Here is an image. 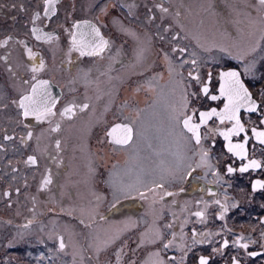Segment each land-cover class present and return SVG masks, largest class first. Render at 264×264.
Instances as JSON below:
<instances>
[{
    "label": "flooded vegetation",
    "instance_id": "obj_1",
    "mask_svg": "<svg viewBox=\"0 0 264 264\" xmlns=\"http://www.w3.org/2000/svg\"><path fill=\"white\" fill-rule=\"evenodd\" d=\"M206 1L203 11L199 6L202 0H54L47 13L46 0L0 1V117L22 116L25 120L22 134L0 133V150L11 146L14 153L8 155L16 161L15 170L18 165L24 168L19 172H24V187L10 188L0 195L12 210L24 196L29 212L43 218L36 221L44 242L40 244L43 251L38 249L40 264H55V259H60L58 264H80L78 257L96 264L102 250H111L113 234L121 229L140 232L129 244L130 252L123 254L124 249L115 247L121 252L120 264L133 261L129 256L135 252L136 264H198L202 255L209 257V264L212 260L232 264V257L241 264H264V189L252 188L256 180L264 181V168L241 173L239 168L248 161L227 153V142L211 133L203 141L211 167L197 168L199 156L194 152L200 149L189 142L190 134L182 132L173 118L180 103L181 81L192 71L190 64L181 67L180 53H174V47L187 49L185 60L195 58L193 54L200 56L195 59L201 77L212 71L213 89L218 88L215 76L221 68L239 67L242 71L247 64L252 73L242 76L245 86L258 103L264 98V75L259 73L264 71V46L251 52L264 34V6L258 0ZM164 8L168 11H162ZM234 10L238 11L236 25L227 22ZM197 13L203 16V28H193ZM250 21L254 27H249ZM76 23L80 29L73 27ZM89 24L99 29L96 43L102 37L108 44L100 55L81 56L72 46V33L78 42L90 45L94 34ZM34 27L38 29L35 34ZM162 53L167 54L168 63L161 65ZM241 53L248 54L243 63L232 59ZM41 60L44 68L33 73L31 68ZM144 65L153 66L158 74L153 90L147 92L149 95L143 90L133 94L134 81L127 83L128 76ZM161 67L169 73L164 85L159 79ZM33 75L37 81L49 82L56 99L54 115L45 120L23 116L18 106L21 96L29 94L36 83ZM219 103L202 100L192 107L207 110ZM85 104L88 107L82 109ZM68 105L75 106V114L62 117L60 113ZM260 119L259 112L241 111L249 137L252 127L259 128ZM9 123L12 126L13 122ZM115 124L132 127L130 144L110 142L107 132ZM57 125L59 130L52 131ZM214 126L210 121L208 127ZM204 131L202 127V134ZM242 140L243 134L233 137L234 143ZM16 146L26 150L25 158L17 155ZM246 147L249 160L264 164V145L251 138ZM30 156L35 157V164L28 162ZM228 165L237 170L228 173ZM45 178L51 181L47 185ZM130 185L135 190L129 191ZM157 185H163V193H174L170 196L172 206L159 209L154 199L150 200L158 197L156 192L161 189ZM217 200L221 203L216 204ZM182 201L188 205L182 207ZM221 205L227 206L223 219ZM196 212H203V217H197ZM147 220L153 228L160 224V230L158 227L147 236ZM219 229L225 232L221 237H217ZM50 233L56 235L55 244L48 242ZM239 237L248 243L247 250L233 245ZM182 239L192 242V246L187 243L185 262L176 249L169 251L168 247V253L162 252L166 240L175 245ZM225 239L229 245L223 248ZM214 240L220 251L213 255L209 252ZM196 244L206 246V252L194 256ZM45 250L52 255L49 260L42 257ZM248 252L261 255L249 257Z\"/></svg>",
    "mask_w": 264,
    "mask_h": 264
},
{
    "label": "snow or ice",
    "instance_id": "obj_2",
    "mask_svg": "<svg viewBox=\"0 0 264 264\" xmlns=\"http://www.w3.org/2000/svg\"><path fill=\"white\" fill-rule=\"evenodd\" d=\"M49 7H46L45 12L47 13L51 6L54 4V0H46ZM261 6H264V0H258ZM54 10V9H52ZM162 11L167 12L168 9L164 8ZM87 24V22H85ZM74 28L80 29L81 25L76 23L73 25ZM91 28L92 34H94L93 40L90 45L83 42H78L76 38V33H72V46L75 50L80 52V55H100V53L107 46L108 42L100 38V43H96L95 37H99V29L95 28L93 25H88ZM249 27H254L253 22H249ZM33 33H37L38 29L33 28ZM47 39H51V36L44 34ZM37 39H41L38 35ZM264 46V34L260 36V39L255 42V45L251 48V52H255ZM86 47H91L90 51H85ZM31 56V49L28 50ZM172 51L180 53V65L184 67L189 65L192 71L188 72L186 80H182L183 88L181 90L180 103L177 109H175L174 120L178 127L181 128L182 132L190 134L188 136L189 142H194L200 150L194 152V155L199 156V161L196 164L197 168L207 166L211 167L208 163L210 160L209 152L205 151L203 148V141L209 138V133L223 137L226 141L227 153L232 154V156L238 157L240 160H247L248 162L242 164L239 168L241 173L247 172L249 169H260L264 168V164L256 159H248L247 145L251 138H254L260 145H264V98L258 103L256 99L253 98L252 93L245 86V82L242 76H249L252 73V67L245 64L243 70L241 71L239 67L237 68H221L215 76L218 88L213 89V73L208 71L206 75L202 78L197 59L193 58L190 61L183 59L184 55L187 53V49L183 47H174ZM227 52V50H225ZM231 56V53H227ZM167 56V54H165ZM195 56V54H193ZM232 59L244 62V55L232 56ZM44 68V63L41 62L38 65H34L31 68L33 73H38ZM171 71V69H170ZM32 79L36 81L31 87V92L29 94L21 96L18 106L23 110V116H34L37 120H45L49 116L54 115L52 109L55 107L56 99L52 96L49 82L46 80L37 81L35 75ZM27 83V81H25ZM264 95V94H262ZM208 100V101H219L220 103L214 107H210L207 110H200L197 107H192L196 102ZM222 105V106H221ZM74 105H68L61 111V116H68L69 118L75 114ZM88 105L85 104L83 108H87ZM248 114L260 113L261 119L259 120V128L252 127L251 137L248 135V130L245 127V123L241 120V111ZM215 124L214 127H208L209 122ZM202 127L205 129L202 134ZM59 125L52 131H58ZM243 134L242 142H233V137H240ZM107 136L111 138L110 142L115 145L126 146L130 144L133 140V129L131 126L126 124H115L108 132ZM29 137H31V132H29ZM215 141H213V144ZM60 142L56 141V147L59 148ZM28 162L35 164V157H28ZM235 169L232 165H228L227 172L233 173ZM191 175V172L188 173ZM218 175V173H213ZM50 178H45L44 184L50 183ZM157 188L162 189L163 185H157ZM253 191L257 188L264 189V181L256 180L252 184ZM128 190H135L134 185H130ZM183 191V189H181ZM166 196H172L174 193L164 192ZM141 198H143V193H140ZM163 199V197H161ZM216 204H220L219 200L215 201ZM222 212L220 218L223 219V213L227 211L226 205H221ZM197 217H203V212H196ZM172 227V225H168ZM183 227V226H181ZM195 235V232L193 233ZM264 235V234H262ZM173 238H175V233H173ZM243 237L237 238L233 241V245L247 250L248 243H242ZM197 241H194V243ZM203 243L204 241H198ZM229 245L228 240H224L222 247L226 248ZM172 246V241L164 244V248ZM60 248H64V244L61 241ZM214 252L219 251L218 249H213ZM249 257H258L261 255L259 252H248ZM163 264V262H161ZM198 264H209V257L199 256ZM232 264H241L237 257H232Z\"/></svg>",
    "mask_w": 264,
    "mask_h": 264
},
{
    "label": "rangeland",
    "instance_id": "obj_3",
    "mask_svg": "<svg viewBox=\"0 0 264 264\" xmlns=\"http://www.w3.org/2000/svg\"><path fill=\"white\" fill-rule=\"evenodd\" d=\"M206 3H207L206 0H202L201 4L199 5V6H203V9H204L203 11H205ZM206 12L209 13L210 10L206 8ZM206 12L204 13V15H206ZM237 13L238 11L234 10L233 13H231L232 16L230 15L229 20H227V22H231L236 25L237 19L234 18V16H236ZM198 14L199 13H197V15L195 16L197 17V20L193 21V28L205 27L204 23L202 24L203 16L200 17L198 16ZM195 23L196 25H194ZM221 28L224 29V31L226 30L225 26ZM240 33L243 34L242 30H240ZM242 54L243 53H241L240 55ZM162 56L163 58L161 59V65L163 63H168L167 56L164 53H162ZM244 56L247 58L248 54L245 53ZM193 57L200 59V56H193ZM152 67L150 68L149 66L144 65L140 68V71H139L140 73L136 71L130 72L127 83L129 82L132 83L134 81L133 86H132L133 88L132 93L133 92L137 93V91L143 90L145 94H148V95L151 94L147 92H152L153 87H154L153 85L154 80L156 78V75L158 76L157 72L155 73V70ZM259 73L264 75V71H259ZM168 78H169L168 70L161 67L160 74H159L160 84L164 85V83L166 82V80H168ZM143 84H144V88H142ZM24 121H25L24 117L22 116H18L16 118L12 117V119L10 118V116H1L0 117V133L5 132L10 135L11 133L16 132L17 134L20 135L23 133ZM9 122H13L12 126ZM7 147L8 146H6V148ZM6 148H1L0 150L2 151L0 152V165H1V169L3 168V170L0 172V194H3L5 190L10 189V188L14 189L16 187L17 188L24 187L23 185L24 184V176H23L24 172L22 174L19 173L20 169L23 170L24 168L18 165L16 167L17 171L15 170L16 161L14 158L13 159L9 158V155H8V152L11 154H13L14 152H12V149H10L11 146L8 147L7 149ZM16 150H17V155H21L22 158L26 157L27 155L26 150H24L20 146L19 147L16 146ZM196 192L198 193V195L202 193L199 190H197ZM156 193L158 194L157 195L158 197L157 198L152 197L150 198V200L153 201L154 199V203H157L156 204L157 208L165 209V208H168L169 205L172 206V204L174 203V199H170V196H165L163 193V188ZM161 197H163V199H161ZM6 202L7 201L4 200V196L0 195V264H10V262H12L13 264H33V260H35L34 262L35 264L41 262L40 261L41 253H38V249L39 250L41 249L40 244H43L44 242L40 239L42 234H39V229L37 228L39 226L36 224V221L43 220V218L41 217L37 218V216H35L37 215L36 213L29 212L28 210L29 206L25 202L24 196L20 198L19 207L17 209L16 208H14L13 210L12 208L10 209V205L9 204L6 205L7 204ZM187 205H188V202L182 201V207H186ZM158 227L157 228L160 230L161 228L160 224ZM144 228H145L144 231L147 236L152 235L151 232L154 233L157 231L156 230L157 228L156 227L153 228L148 220ZM121 230H126V229H121ZM121 230L113 234V244H112L111 250L109 251H106V249L102 250L100 254L98 255V261L95 262L96 264H110V262H113L111 264H120L121 262L120 258H122L119 255L120 249L116 251L115 247H121L122 250L124 249L123 254L130 252L129 244H131L133 241H136L138 239L140 231L130 230L126 232H121ZM47 231L51 232L52 230H47ZM34 232L35 234H33ZM125 233L127 234L122 239V236ZM223 233H225L224 229H219V235L217 237H221ZM48 235L50 236V239H49L50 241L48 242L55 244L54 242H56V239H55L56 235H54V233L53 234L50 233ZM166 241L169 242V240H166ZM214 242H215V245H211V250L209 249L210 250L209 254H213V255L216 254V252H214L213 249H216V245H219L217 240H214ZM187 243L190 246H192V242L190 241L184 242V239H182V242L177 241L175 245L174 243H172V246H170L169 251L176 249L179 252V254L182 256L183 261L185 262L187 258L186 251L188 250ZM79 245H81L80 250L83 251L82 244L78 243V246ZM206 248H207L206 246H198V244H196L194 246V250L192 254H194L195 256V255H198L199 253L206 252L205 251ZM25 249H27L26 254H25ZM161 250L163 253L167 252V249L164 248V244L161 245ZM218 250L220 251V247L218 248ZM9 256L11 257L10 259H9ZM136 256H137V252L133 253V255H130L129 258H131L133 261L130 262V260H128L126 261V264H131L132 262H135L136 264ZM114 258L116 260H114ZM55 260L57 261L55 262V264H58V261L60 259H55ZM76 260L80 264H89L88 261L87 262L83 261L81 257L76 258ZM139 263H141V261ZM216 263L217 262H215V260L211 261V264H216ZM48 264H51V263H48ZM218 264H221V261Z\"/></svg>",
    "mask_w": 264,
    "mask_h": 264
},
{
    "label": "trees",
    "instance_id": "obj_4",
    "mask_svg": "<svg viewBox=\"0 0 264 264\" xmlns=\"http://www.w3.org/2000/svg\"><path fill=\"white\" fill-rule=\"evenodd\" d=\"M39 251H43V250L40 249ZM49 253H50V252H49ZM51 256H52V255H47L46 250L44 251V256L42 255L43 259H48V260L51 258Z\"/></svg>",
    "mask_w": 264,
    "mask_h": 264
}]
</instances>
